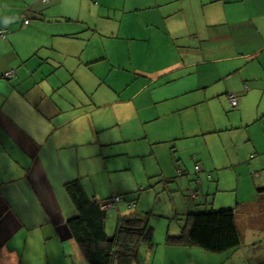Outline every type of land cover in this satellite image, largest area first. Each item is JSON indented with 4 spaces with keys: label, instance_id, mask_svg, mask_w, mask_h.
<instances>
[{
    "label": "crops",
    "instance_id": "1",
    "mask_svg": "<svg viewBox=\"0 0 264 264\" xmlns=\"http://www.w3.org/2000/svg\"><path fill=\"white\" fill-rule=\"evenodd\" d=\"M0 27V264H89L65 185L118 195L92 185L114 153L197 189L204 248L135 264H264V0H0Z\"/></svg>",
    "mask_w": 264,
    "mask_h": 264
},
{
    "label": "rangeland",
    "instance_id": "2",
    "mask_svg": "<svg viewBox=\"0 0 264 264\" xmlns=\"http://www.w3.org/2000/svg\"><path fill=\"white\" fill-rule=\"evenodd\" d=\"M108 150L114 151V148H108ZM114 154H110L109 156L112 157L106 160L107 169L93 175L92 185L101 195H111L113 192L118 194L121 197V201L117 203L121 207V215L140 220L144 226L152 229V242L155 246L158 244L161 245L160 248H164L163 244L165 245L167 235L174 237L173 233H177L184 227L185 221L190 215L189 211L197 209L194 204L198 202L193 203L194 198L191 197L193 192L197 193L196 186L193 185L192 190H185V188L184 191L168 192V195L163 192L167 183L163 182L165 176L161 173L162 170H154L147 157L140 155L113 156ZM162 156L165 154L163 153ZM161 158L165 159V157ZM188 158L190 157L186 159ZM125 163L130 166L129 169L114 171L113 167H123ZM178 170L183 172V175L175 176L176 179L185 178V175L188 177L183 167ZM129 204L132 206L131 208H128ZM199 208L200 211H205L203 207L199 206ZM207 210L210 211L209 206ZM115 215V211L106 212L108 232H110ZM143 252H145V247L139 251L138 262L141 260ZM200 254L201 261L198 262L208 263L207 253L201 251Z\"/></svg>",
    "mask_w": 264,
    "mask_h": 264
},
{
    "label": "trees",
    "instance_id": "3",
    "mask_svg": "<svg viewBox=\"0 0 264 264\" xmlns=\"http://www.w3.org/2000/svg\"><path fill=\"white\" fill-rule=\"evenodd\" d=\"M65 192L77 212V217L68 222V228L89 264H135L142 247L154 246L152 229L133 217H119L115 232L111 236L107 234V218L101 204L108 199L101 202L89 200L78 181L66 184ZM198 217V214L189 215L180 235L167 236L165 243L170 246H202L191 235Z\"/></svg>",
    "mask_w": 264,
    "mask_h": 264
},
{
    "label": "built area",
    "instance_id": "4",
    "mask_svg": "<svg viewBox=\"0 0 264 264\" xmlns=\"http://www.w3.org/2000/svg\"><path fill=\"white\" fill-rule=\"evenodd\" d=\"M24 24H28L27 20H23ZM8 34V29L7 27H0V38L5 39L6 35ZM13 74V70H10L4 74L5 78H10ZM227 101L230 106V108H236L238 105V97L235 94H229L227 96ZM197 171H199V167H195ZM120 201V197L118 195H114L110 197L107 201H104L101 204V210L106 213L108 211H111L115 208V205ZM132 206L129 204L128 208H131Z\"/></svg>",
    "mask_w": 264,
    "mask_h": 264
},
{
    "label": "bare ground",
    "instance_id": "5",
    "mask_svg": "<svg viewBox=\"0 0 264 264\" xmlns=\"http://www.w3.org/2000/svg\"><path fill=\"white\" fill-rule=\"evenodd\" d=\"M194 194H196L195 192H193Z\"/></svg>",
    "mask_w": 264,
    "mask_h": 264
}]
</instances>
